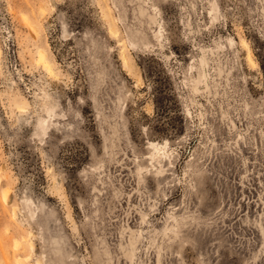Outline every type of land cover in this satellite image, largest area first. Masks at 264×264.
<instances>
[{"label":"rangeland","instance_id":"1","mask_svg":"<svg viewBox=\"0 0 264 264\" xmlns=\"http://www.w3.org/2000/svg\"><path fill=\"white\" fill-rule=\"evenodd\" d=\"M39 260L264 264V0H0V264Z\"/></svg>","mask_w":264,"mask_h":264},{"label":"bare ground","instance_id":"2","mask_svg":"<svg viewBox=\"0 0 264 264\" xmlns=\"http://www.w3.org/2000/svg\"><path fill=\"white\" fill-rule=\"evenodd\" d=\"M213 14L215 13V17H217L218 14V9L215 6V4L212 5V9L210 10ZM162 26L159 29L160 34L162 35ZM229 42L231 45H233L234 43H236L235 39L233 37L229 38ZM241 44L242 46L245 48V51L247 52V63L252 67L255 68L256 66H258V61L256 60L255 56H254V51L252 48V45L250 44V42L248 41V39L244 36L241 35ZM219 46L223 47L224 44L221 43L219 44ZM40 59L41 60H47L45 53L42 51L40 52ZM192 68H195V70H198V76L197 78L194 80L195 81V85L199 86V83L201 82H207L208 80V68H207V58L205 56V54L201 57L200 62L198 63V65H192ZM45 123H48L49 120L48 119H44ZM149 146L152 148V152H151V157L158 159L160 156H165L168 154V147H169V142L168 140L165 143H161L159 141H150ZM159 162H161V159L159 160ZM3 199L7 202L8 201V191H5L3 194ZM20 244V241L16 242V246H18ZM160 255V254H159ZM17 264H21L20 261H16ZM9 264V262H8ZM38 264H42L41 260H39Z\"/></svg>","mask_w":264,"mask_h":264}]
</instances>
